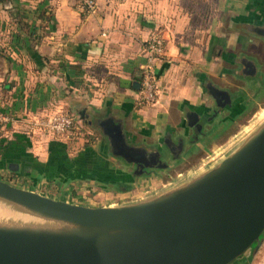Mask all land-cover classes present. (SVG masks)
Listing matches in <instances>:
<instances>
[{"label":"crops","instance_id":"obj_1","mask_svg":"<svg viewBox=\"0 0 264 264\" xmlns=\"http://www.w3.org/2000/svg\"><path fill=\"white\" fill-rule=\"evenodd\" d=\"M152 32L164 54L154 63L158 98L144 104L133 81ZM263 80L264 0H95L91 12L72 0H0V109L12 115L0 176L86 205L141 197L233 142L264 109ZM55 109L72 113L81 134L27 127ZM114 125L160 164L132 173L115 153Z\"/></svg>","mask_w":264,"mask_h":264},{"label":"water","instance_id":"obj_2","mask_svg":"<svg viewBox=\"0 0 264 264\" xmlns=\"http://www.w3.org/2000/svg\"><path fill=\"white\" fill-rule=\"evenodd\" d=\"M114 126L115 153L144 161ZM185 174L112 205L73 203L0 177V207L34 216L2 210L0 264H230L252 256L264 240V109Z\"/></svg>","mask_w":264,"mask_h":264},{"label":"built area","instance_id":"obj_3","mask_svg":"<svg viewBox=\"0 0 264 264\" xmlns=\"http://www.w3.org/2000/svg\"><path fill=\"white\" fill-rule=\"evenodd\" d=\"M83 12L95 9V0H72ZM146 61L140 69V86L137 98L141 103L152 104L158 98V77L154 70V63L164 54V39L159 32H152L144 42ZM1 88V87H0ZM12 115L0 109V136L4 134L6 123ZM27 127L40 134H52L56 137H71L81 134V123L70 112L63 109L45 112L26 120Z\"/></svg>","mask_w":264,"mask_h":264},{"label":"rangeland","instance_id":"obj_4","mask_svg":"<svg viewBox=\"0 0 264 264\" xmlns=\"http://www.w3.org/2000/svg\"><path fill=\"white\" fill-rule=\"evenodd\" d=\"M106 156V155H105ZM105 161V160H104ZM98 163V162H97ZM106 163V162H105ZM100 168L102 167V166H99ZM108 168L109 166H108V164H107V166H103V168ZM102 168V169H103ZM183 170L182 169H177V171H174V172H171V174L170 175H167V178H166V176H165V179H163V181L162 182H165V180H168V179H170L171 177H173V176H175L174 177V179L173 180H176L177 179V176H176V174H178V173H180V172H182ZM182 174H185L184 172L182 173ZM186 175V174H185ZM1 177V176H0ZM2 179H4V180H6V181H8V182H10V183H12V184H14V185H17V186H22V187H26V188H29L28 187V184H25L24 183V181L25 180H22V179H19V178H14V177H9V176H6V175H2V177H1ZM172 180V181H173ZM86 183H89V185H91V186H93L94 187V185H96V186H98V184L97 183H95L94 181H92V180H87V181H85ZM151 187L152 186H155V185H150ZM30 190H32V191H37V192H39V193H41V194H44V195H47V196H50V197H55V198H60L59 196H61V194H58V193H54L52 190H49V191H47V189L45 190H41V189H35V188H29ZM96 189V188H95ZM94 189V190H95ZM93 190V191H94ZM92 191V192H93ZM91 193V192H90ZM63 195V194H62ZM91 196L92 195H96V194H94V192L93 193H91L90 194ZM65 199H63V200H65V201H69V202H75V203H78V202H87V201H89V200H87V199H85L84 197H82V198H73V197H71V196H69V195H64L63 196ZM119 198H126L125 196H120ZM118 198V199H119ZM61 199V198H60ZM87 200V201H86ZM2 204H3V207L5 208V210L4 209H2L3 207H0V213H2L3 211L5 212V214L6 215H8V216H10L9 218H14V214H15V212L14 211H16V212H19V213H21V214H18V217L19 218H21V217H25V218H32V217H34L33 215H31V214H29V213H26L25 211H21L20 209H18V208H12V207H10L9 205H7L6 203H4V202H2ZM3 210V211H2ZM15 219V218H14ZM25 221V220H24ZM247 253V252H246ZM230 264H264V240L262 241V243H261V245H260V247L256 250V252L252 255V256H244V258H242V259H240V260H237V261H234V262H232V263H230Z\"/></svg>","mask_w":264,"mask_h":264},{"label":"flooded vegetation","instance_id":"obj_5","mask_svg":"<svg viewBox=\"0 0 264 264\" xmlns=\"http://www.w3.org/2000/svg\"><path fill=\"white\" fill-rule=\"evenodd\" d=\"M240 62L244 63V68L243 70H250V66L247 64V61L244 62V59H240ZM264 82V80L262 81V83ZM172 155H174L172 153ZM152 156V155H151ZM147 157L144 161H134V160H128L125 161V165L127 166V168L132 172V173H143L146 172L154 167H157V165L160 164L159 160L157 159V157Z\"/></svg>","mask_w":264,"mask_h":264}]
</instances>
